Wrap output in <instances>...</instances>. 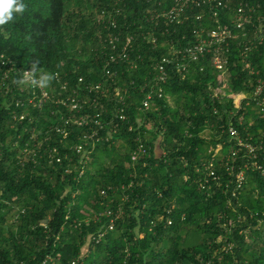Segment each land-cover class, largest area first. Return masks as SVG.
<instances>
[{"label": "trees", "instance_id": "obj_1", "mask_svg": "<svg viewBox=\"0 0 264 264\" xmlns=\"http://www.w3.org/2000/svg\"><path fill=\"white\" fill-rule=\"evenodd\" d=\"M169 1L22 0L23 13L0 26L4 68L40 75L58 70L71 85L79 75L102 82L112 93L99 110L118 125L110 141L78 152L87 128L70 124L66 137L56 132L65 122L52 114L55 103L12 105L31 118L17 122L0 96V264H264V41L244 51L259 26L264 35V0H256L261 7L248 35L230 40L224 70L211 54L185 76L168 66L162 96L156 91L145 110L140 84L155 62L172 44L193 42L194 29L216 24L212 13L198 20L192 12L181 25L162 19L156 28L152 16ZM238 1L219 11L222 21L229 22ZM105 11H115L116 29ZM110 28L122 38L136 36L137 67L113 64L121 71L107 78ZM148 29L156 43L143 38ZM125 89L128 118L121 119L114 104ZM47 129L54 134L39 147ZM16 140L18 148L29 143L22 160ZM239 140L252 142L256 156ZM139 143L148 152L132 161ZM53 147L61 162L46 153ZM108 207L114 214L101 215Z\"/></svg>", "mask_w": 264, "mask_h": 264}, {"label": "built area", "instance_id": "obj_2", "mask_svg": "<svg viewBox=\"0 0 264 264\" xmlns=\"http://www.w3.org/2000/svg\"><path fill=\"white\" fill-rule=\"evenodd\" d=\"M169 2L170 4L166 9L153 14L152 21L156 28L159 26V20L162 19L174 27L181 25L190 17L192 12L195 13L198 20L204 17L205 12H210L213 14L216 24L208 29L203 25L194 29L193 37L195 40L193 42L186 43V45L180 47L172 44L168 53L155 62L150 73L151 77L146 78L140 84L141 89L144 90L142 106L145 110L152 107V99L156 91L159 97L162 96V88L159 83L168 79V66L174 67L185 76L192 65H197L211 54L212 64L217 69L224 70L229 61V56L226 52L228 51L230 40L237 38L238 34L243 37L248 35L246 26L253 22V14L261 7L256 0H239L235 4L236 10L229 16V22H225L220 19L219 11L229 8L231 0H170ZM105 12L109 26L116 29L118 22L114 19L115 11ZM116 12H119V10ZM112 28L107 31L104 39V42L110 45L112 50L106 53L103 65V71L107 78L115 77L121 71L118 68H112L113 64L126 63L129 67H137L136 60L132 56V52L135 50L136 36L129 33L125 38H122V32L114 33ZM142 35L147 43H156L158 41V37L153 30L143 31ZM263 41V27L259 26V29L255 31L254 41L245 45L244 51H251L252 48L262 44ZM138 56L141 57L140 55ZM246 66H250L247 61ZM7 69L4 68V63L0 60V96L5 106L8 107L9 114L14 121H24L27 118H31L25 112L19 114L16 110L12 111V105L28 108L44 107L47 103H55L56 107L52 109V114L56 116L57 120L65 122L62 126H56V132L66 137L68 134L67 127L70 124L87 128V132L83 133L82 142L77 145L78 152L83 151L84 147H89L91 143L110 141L113 133L117 132L118 125L105 121L99 110L103 106L102 98L110 97V93H112L111 87L105 88L102 82L86 81L82 75H79L77 82L71 85L69 79H66L58 70L41 72L42 74L40 75L38 74L40 71H36V73L31 70L16 71L13 67ZM200 69L203 70V67H200ZM219 77L221 78V75ZM262 90L263 84L260 82L255 89V95L259 96ZM124 92L117 96L118 104H114L115 115H118L121 119L128 118L125 111L127 105L125 95L128 94V90L125 89ZM215 94L217 95V92ZM62 95L67 96L64 98ZM244 97L242 94L235 97L234 103L237 107L240 106L239 99ZM111 98L108 100H111ZM261 101L262 103L264 102L263 100ZM63 107L65 112H63ZM104 112L107 114L108 107L104 109ZM58 114H60V117ZM229 130L232 136H237V130L234 126H230ZM53 134L54 132L50 133V130L47 129L44 138L38 141L39 147L43 146ZM15 143L21 160L23 156L26 157L30 154L29 143L26 142L24 147L20 148H18L17 140ZM239 145L246 147L252 155L256 156L257 149L252 142L239 140ZM91 147H94V145ZM45 151L47 154L49 153V158H55L57 162L62 161L57 147L50 148V150L47 148ZM147 152L148 150L144 143H139L131 154V160L135 161L140 157H144ZM243 178L242 175L240 182ZM102 194L108 195V190H102ZM118 213H115V216L110 220L109 229L114 228V221L119 217ZM100 214L111 216L114 212L108 207ZM102 235L103 233L100 236ZM73 264H77V262L74 261Z\"/></svg>", "mask_w": 264, "mask_h": 264}, {"label": "clouds", "instance_id": "obj_3", "mask_svg": "<svg viewBox=\"0 0 264 264\" xmlns=\"http://www.w3.org/2000/svg\"><path fill=\"white\" fill-rule=\"evenodd\" d=\"M24 10L22 0H0V26L11 21L14 13H23Z\"/></svg>", "mask_w": 264, "mask_h": 264}]
</instances>
